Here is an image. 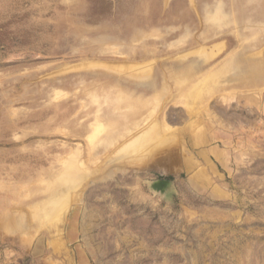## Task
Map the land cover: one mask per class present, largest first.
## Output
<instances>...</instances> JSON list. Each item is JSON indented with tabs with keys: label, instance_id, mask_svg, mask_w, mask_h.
<instances>
[{
	"label": "rangeland",
	"instance_id": "374dc122",
	"mask_svg": "<svg viewBox=\"0 0 264 264\" xmlns=\"http://www.w3.org/2000/svg\"><path fill=\"white\" fill-rule=\"evenodd\" d=\"M0 239L264 264V0H0Z\"/></svg>",
	"mask_w": 264,
	"mask_h": 264
},
{
	"label": "crops",
	"instance_id": "0c3cea01",
	"mask_svg": "<svg viewBox=\"0 0 264 264\" xmlns=\"http://www.w3.org/2000/svg\"><path fill=\"white\" fill-rule=\"evenodd\" d=\"M28 255H31L30 259L27 262H24V253L21 250L12 249L8 245L3 243V240L0 239V264H13L18 262V264H51L53 262L49 261V257L46 253L40 251L38 246H35L32 249H29ZM30 253V254H29ZM73 264H91L88 257L82 250H77L76 257L74 260L70 261ZM57 264H60L57 262Z\"/></svg>",
	"mask_w": 264,
	"mask_h": 264
},
{
	"label": "water",
	"instance_id": "95a60500",
	"mask_svg": "<svg viewBox=\"0 0 264 264\" xmlns=\"http://www.w3.org/2000/svg\"><path fill=\"white\" fill-rule=\"evenodd\" d=\"M171 184V181L168 179H157L152 182V188L157 191H165L168 186Z\"/></svg>",
	"mask_w": 264,
	"mask_h": 264
},
{
	"label": "bare ground",
	"instance_id": "6f19581e",
	"mask_svg": "<svg viewBox=\"0 0 264 264\" xmlns=\"http://www.w3.org/2000/svg\"><path fill=\"white\" fill-rule=\"evenodd\" d=\"M117 63V62H116ZM115 63V64H116ZM118 63H120V62H118ZM124 63V62H123ZM122 63V64H123ZM133 63V62H132ZM114 64V65H115ZM138 64V63H137ZM118 65V64H117ZM127 65V64H126ZM124 66V65H123ZM143 67V66H142ZM149 68V67H148ZM142 70V69H141ZM140 70V71H141ZM129 71V70H128ZM127 71V72H128ZM142 71H144V69L142 70ZM131 75H133V74H131ZM137 75V74H136ZM146 75V74H145ZM148 75V74H147ZM142 76V75H141ZM143 77V76H142ZM181 80H183L182 78H179L177 81H181ZM151 132H152V130H150V131H148L147 133H145V135L143 136V138H141L140 140H137V141H135V142H133V145H139V144H142L143 143V140H145V139H147V137L148 136H150L151 135ZM64 182L65 183H67V185L69 184V180L67 179V180H64Z\"/></svg>",
	"mask_w": 264,
	"mask_h": 264
}]
</instances>
